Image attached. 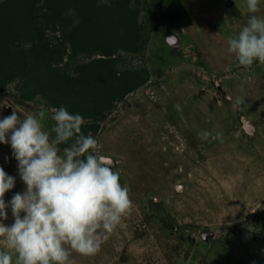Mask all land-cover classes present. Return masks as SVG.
Listing matches in <instances>:
<instances>
[{
  "label": "rangeland",
  "instance_id": "1",
  "mask_svg": "<svg viewBox=\"0 0 264 264\" xmlns=\"http://www.w3.org/2000/svg\"><path fill=\"white\" fill-rule=\"evenodd\" d=\"M182 2L191 26L153 33L142 55L123 54V67L146 65L150 79L116 105L95 138L100 154L114 160L133 208L98 254L72 252L74 264H256L264 259V64L241 66L228 51L229 37L250 15L246 0ZM256 15L264 16V0ZM4 33L0 26V36ZM48 33L55 41L60 35ZM172 34L179 37L174 45L168 41ZM4 45L9 44L0 39ZM14 88L0 94V119L13 111L23 119L43 110L48 131L53 108L44 100L18 103ZM248 122L257 126L254 137L243 129ZM17 164L11 145L0 143V167L15 177L6 203L26 190ZM6 212L0 222L10 226L11 208ZM0 250H6L3 239Z\"/></svg>",
  "mask_w": 264,
  "mask_h": 264
},
{
  "label": "clouds",
  "instance_id": "2",
  "mask_svg": "<svg viewBox=\"0 0 264 264\" xmlns=\"http://www.w3.org/2000/svg\"><path fill=\"white\" fill-rule=\"evenodd\" d=\"M246 4L247 23L229 37L228 51L239 65L251 67L264 64V16L256 15L260 0ZM45 115L41 110L21 119L13 111L0 119V143L11 145L26 185L6 203L15 177L0 167V219H7L9 207L14 217L10 226L0 222V239L6 245L0 264H13V255L15 264H74L72 252L95 256L133 208L130 190L121 183L112 159L100 154L94 136L82 132L84 118L64 106L53 108L54 125L46 131Z\"/></svg>",
  "mask_w": 264,
  "mask_h": 264
},
{
  "label": "trees",
  "instance_id": "3",
  "mask_svg": "<svg viewBox=\"0 0 264 264\" xmlns=\"http://www.w3.org/2000/svg\"><path fill=\"white\" fill-rule=\"evenodd\" d=\"M0 13V39L9 44L0 47V94L15 86L20 104L64 106L94 137L116 105L150 79L146 65L123 67L124 52L142 55L153 33L193 24L182 0H0ZM49 30L60 32L56 41Z\"/></svg>",
  "mask_w": 264,
  "mask_h": 264
},
{
  "label": "water",
  "instance_id": "4",
  "mask_svg": "<svg viewBox=\"0 0 264 264\" xmlns=\"http://www.w3.org/2000/svg\"><path fill=\"white\" fill-rule=\"evenodd\" d=\"M169 43L171 45H174L177 41H179V37L175 34H172L169 39H168ZM244 131L250 136V137H254L256 135L257 132V126L253 123H246L243 126ZM111 158V157H110ZM112 159V158H111ZM113 161V159H112ZM183 186L181 185L179 188H182Z\"/></svg>",
  "mask_w": 264,
  "mask_h": 264
},
{
  "label": "flooded vegetation",
  "instance_id": "5",
  "mask_svg": "<svg viewBox=\"0 0 264 264\" xmlns=\"http://www.w3.org/2000/svg\"><path fill=\"white\" fill-rule=\"evenodd\" d=\"M113 163H114V160H113Z\"/></svg>",
  "mask_w": 264,
  "mask_h": 264
}]
</instances>
